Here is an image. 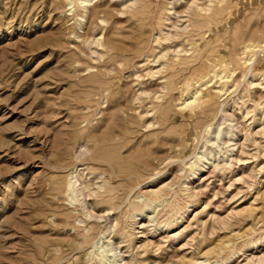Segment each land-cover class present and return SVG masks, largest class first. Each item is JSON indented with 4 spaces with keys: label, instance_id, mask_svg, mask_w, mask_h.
<instances>
[{
    "label": "rangeland",
    "instance_id": "1",
    "mask_svg": "<svg viewBox=\"0 0 264 264\" xmlns=\"http://www.w3.org/2000/svg\"><path fill=\"white\" fill-rule=\"evenodd\" d=\"M133 1L106 2L105 21L88 15L79 28L67 0H0V264H100L83 254L117 221L129 236L110 234L126 264H249L264 255V242L245 245L264 238V76L250 72L264 73V0ZM143 4L150 8L139 12ZM201 16L208 25L196 24ZM202 83L201 94H215L211 107H198L206 111L185 101ZM223 110L235 124L231 162L197 173L196 198L178 225L152 232L146 218L104 211L97 193L110 182H139L118 190L124 209L140 190L177 187L184 161L218 150L202 144ZM74 165L98 216L55 188ZM90 232L83 248L67 250Z\"/></svg>",
    "mask_w": 264,
    "mask_h": 264
},
{
    "label": "bare ground",
    "instance_id": "2",
    "mask_svg": "<svg viewBox=\"0 0 264 264\" xmlns=\"http://www.w3.org/2000/svg\"><path fill=\"white\" fill-rule=\"evenodd\" d=\"M93 1L94 0H67V4L69 5L68 11L69 10L73 11V15L75 17H77L78 24H79L78 27L79 28H82L84 20H85L86 17H88V15L89 16L91 15L90 17H92V19L101 18L102 16H105V14L107 13V9L105 7H103V5H105L106 2H109L111 0H96L94 3H92ZM139 1L141 2V0H139ZM139 1H138V3H139ZM142 1L145 2L144 0H142ZM132 2L134 3L133 0H132ZM146 2H147V0H146ZM136 3H137V1H136ZM147 3H149V2H147ZM91 5H93L92 10H90V6ZM146 5L143 4L142 6H140L139 12L142 11L144 9V7H146ZM147 6L149 7V5H147ZM129 7H130V9H129L130 15L133 16L135 10L131 9V5ZM218 8L219 9H224L225 7L224 8L218 7ZM218 8H217V10H219ZM217 10L215 12L219 13L220 11H217ZM215 12H214V14H215ZM222 13H224V12L222 11ZM222 13L220 12L219 16ZM211 15L207 14V15H205L206 17H204V16L203 17L205 19V18H207V16H210L207 20H209L210 18L212 20L213 17ZM215 15H217V14H215ZM203 17L199 19V20H201L200 23L196 22L197 25L200 24L199 26H201V23H203L202 21L204 20ZM217 18H218V16H217ZM101 20L105 21V18H101ZM213 20H214V18H213ZM206 22L207 21H205L204 23L206 25H208L209 23L208 22L206 23ZM203 26H204V24H202V27ZM75 37H76L78 42H81V43L83 42L84 38L81 39L80 38L81 35H75ZM86 42H88V40ZM86 42H83V44H85ZM92 43H96L98 45H102L101 39L100 38H95L94 36L92 38ZM107 43L109 44V41ZM249 45L250 44H247V46H249ZM257 47H260V45L259 46H258V44L253 45L252 50L259 49ZM92 52H94V51H92ZM253 52H255V51H253ZM110 59L113 60V58H110ZM248 59L250 60L251 57H249ZM88 68H90V67H88ZM198 68H199V65H198ZM199 70L200 69H198V71ZM250 70H251L250 72H251L252 76H255V75H259L260 77L264 76L263 72L261 74L260 73H256V72L252 73V69H250ZM94 75H97V74H94ZM222 76L223 77L226 76V73L224 75H222ZM205 84L206 83H202V85H199L197 87V89L193 92V94L189 98H185V101H188V102H186V104H189L190 108L193 109V107H194L193 105H192L193 106L192 107L191 104H195V106H197V108L198 107L201 108L203 105L204 106L205 105L208 106L209 103L211 104L213 102V99H214V96H215L214 93H212L211 91H208V92H204L203 94H201V91L203 90L202 86L205 85ZM208 107H211V106H208ZM199 108L197 110H199V111L203 110V109H199ZM158 109H161V107L158 108ZM199 111H198V113H199ZM203 111H206V110L204 109ZM222 112H223V115H221V116H223V120L220 123H218V126L216 127L215 130H210V132L207 133V135L204 138L205 141L202 144V147H206L208 143H210L211 145L215 144V145H217L218 150H216V152H214L215 150L213 148H211L210 151L204 150V152H202V151L196 152V154L191 156L188 159V161H184L185 160V158H184V160H183L184 161L183 162L184 165L183 164L182 165L184 167H187L189 171H188L187 176L184 177V179L178 184L177 187H174L173 186V182H172V184H170V183L166 184L165 186H163L161 188H158V189H151V190H144V191L140 190L139 191L140 193L138 195H136L135 200L132 201V202L130 201L128 203L127 208L124 209L121 206H122V204H123V202L125 200L126 201L128 200L127 194L130 191H133L134 187L136 185H139V182L133 181L132 179H130L128 181L129 183H127V186H125V188H123L124 190L125 189L128 190L125 198H121L122 196H120V194H118V192H119L118 190H120V189L123 190L122 187L120 188V187H118L119 185L115 186L116 185L115 183L113 185L112 182H110V183L107 182V184L109 183L110 185L108 187L105 186L106 188L103 189V191H100L99 193H97V198H98L97 201L100 200L104 204V206H105L104 211L105 210H107V211L108 210L117 211L119 209V214L120 215H123L124 217L128 215V217L130 216L132 221H135L136 219H138V217H141V218H144V219L146 218L148 220V222L150 223V225H151L152 232L153 231L154 232L160 231L161 233L162 232H167V231H170L171 229H173L176 225H178V223H180L185 218L186 213L190 209V206H193V204H192L193 200H191V199L192 198H196V193L194 192L195 186L193 185V182H194V178L197 177L196 176L197 173H199V172L201 173V172L205 171V169H206L205 167L206 166H209V168H210V165H213L216 168H218V166L220 165L221 167L224 166L223 168H225V165L227 163L229 164L231 162L230 158L232 157L233 151L235 149V136H236L235 124H233L232 122H228V118L226 116L227 114H225L224 110ZM222 112H220V113H222ZM262 112H263V110H262ZM185 115H187V114H185ZM187 117H189V116H187ZM142 119H144V118H142ZM188 119H190V118H188ZM192 119L193 118H191V120ZM189 122H190V120L188 121V123ZM194 124H195V122H194ZM145 126H147V125H145ZM208 129H212V128H208ZM224 135H227L229 137L227 141H225V140L223 141L222 140L223 139L222 137ZM79 145H81V144H79ZM87 148H88L87 146L86 147L85 146H81L79 148V151H82V153H84V154L81 153V156L86 155L85 152H87V154L89 153L87 151L89 149H87ZM76 149H77V147H76ZM75 153H76V150H75ZM76 157H75V159H76ZM78 158L79 157H77V161H78ZM208 164H210V165H208ZM70 167H71V170L70 171L68 170L69 172L67 171V174H65V177L63 176V178L59 179V182L56 184L55 188L64 193V196H66L65 199L67 200L68 204H71V205L75 204V205L79 206L87 216H93V214H95L94 216H98V215H96V213H93V212L91 213V211H90L91 209H89V207H88V202L86 201L85 197H86L87 194L89 195V193H88V190H87V194L85 193L84 188L86 187L85 186L86 183L83 182V180L81 178V174L77 170L76 165H74L73 167L72 166H70ZM180 169H182V168H180ZM183 171H184V169H183ZM100 172H102V173H97L98 177L99 176L102 177V175L104 174L105 171L104 172L100 171ZM112 174H113V171H112ZM157 174H159V173H157ZM113 176H111V177H113ZM157 177H158V175H155L153 177V179H151L150 181L145 182L146 181L145 180L144 182H145V184H149L150 182H155ZM190 177H192V178H190ZM94 179H95V177H94ZM105 179L107 180V178H104V181H105ZM130 189H132V190H130ZM121 195H123V194H121ZM184 197H187L188 199L186 198V200H184L185 199ZM189 197L191 198L190 200H189ZM123 206H124V204H123ZM105 215L103 214L102 216H99L97 218L102 219ZM106 218H107V216H106ZM109 218H110V216H109ZM77 220L80 221V222L83 221L80 218H77ZM116 223H118V221ZM116 223H114V224H116ZM114 224H110V225L107 224L109 227L107 226L106 227L107 229L106 230L104 229L105 231L101 230L100 233H98L100 235L97 238V240L93 243L92 250L91 251L89 250V252L84 253L83 254V259L85 258L86 260H88V258H86V256H88V257L91 256L93 259L98 260L97 262H99L100 264H126L125 258L123 257L122 253H121V255L119 254V252H121V250H117V246L118 245L117 246L115 245L114 238H113V236H111V234H112L113 231H115L117 234L120 235V238H126V237L129 236V234H128V232L126 230H124V228H126V227L123 228L124 224H122L123 225L122 227H121V225H120V227H115ZM94 229H95V232H96L97 229L96 228H94ZM91 234H92L91 232L82 234V239L75 238L74 240H72L70 238L71 241L66 244L67 250L68 249L71 250V251L80 250L81 248L84 247V244L87 242V240L89 238H92V237H90ZM244 235L240 234V236H239V237H241L242 241H243V238L246 237ZM247 236H248L247 238L249 239V237H250L249 236V232H248ZM263 237L264 236H262V238ZM93 238H94V236H93ZM259 238H261V237H259ZM259 238L258 239H251V240H249L247 242H246V240H244V242H246L245 245H248V246H250L252 248H257L258 244L261 245L264 242V238L262 240L259 239ZM94 239H96V238H94ZM236 239H237V236H236ZM61 242H63V244L65 243L64 241H61ZM224 242H222V243H224ZM228 242H230V241L228 240ZM60 243H57V244H60ZM88 243L89 242H87V244ZM61 245H62V243L60 244V246ZM228 245H229V243H228ZM220 246H218V244H217V247H220ZM229 246H233V245H229ZM119 247L120 246H118V249H119ZM58 248H59V245H58V247L55 246V247H52V248H48L47 252H48V254H56V252H58V250L60 249V248L59 249ZM63 248H65V245H64ZM231 249H234V248H231ZM222 250H221V252H222ZM213 251H215V250H213ZM217 252L218 251H216V253ZM235 252H233L232 255ZM213 253H215V252H213ZM228 258H230V257H228ZM136 262H138V261H136ZM249 262H250L249 264H264V255L263 256H257V257L254 256L251 259L249 258ZM75 263H77V262H75ZM86 263H87V261H86ZM84 264H85V261H84ZM88 264H92V263L88 262Z\"/></svg>",
    "mask_w": 264,
    "mask_h": 264
}]
</instances>
